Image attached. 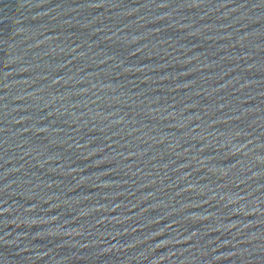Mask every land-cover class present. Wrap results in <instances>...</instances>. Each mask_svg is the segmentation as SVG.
Masks as SVG:
<instances>
[{
    "label": "water",
    "instance_id": "obj_1",
    "mask_svg": "<svg viewBox=\"0 0 264 264\" xmlns=\"http://www.w3.org/2000/svg\"><path fill=\"white\" fill-rule=\"evenodd\" d=\"M0 264H264V0H0Z\"/></svg>",
    "mask_w": 264,
    "mask_h": 264
}]
</instances>
